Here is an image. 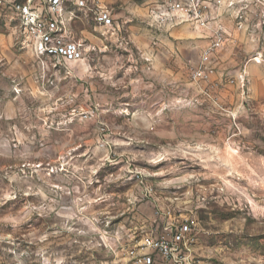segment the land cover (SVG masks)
Masks as SVG:
<instances>
[{"label": "rangeland", "instance_id": "1", "mask_svg": "<svg viewBox=\"0 0 264 264\" xmlns=\"http://www.w3.org/2000/svg\"><path fill=\"white\" fill-rule=\"evenodd\" d=\"M163 1L138 0L121 39L80 12L72 35L94 50L55 69L0 9V264H131L155 205L183 202L199 206L206 255L264 264V62L241 42L191 79L202 43L153 24Z\"/></svg>", "mask_w": 264, "mask_h": 264}, {"label": "built area", "instance_id": "2", "mask_svg": "<svg viewBox=\"0 0 264 264\" xmlns=\"http://www.w3.org/2000/svg\"><path fill=\"white\" fill-rule=\"evenodd\" d=\"M0 9L14 14L24 41L43 67L67 68L88 58L86 42L71 32L80 12L90 11L105 33L122 38V26L101 0H0ZM150 16L158 27L187 26L199 33L197 40L204 44L198 46L199 61L191 70L195 81L216 74L221 53L241 42L253 45V59L264 62V0H164ZM240 78L244 83V76ZM149 192L154 193L153 187ZM155 206L149 231L126 250L131 264H224L200 247L199 206Z\"/></svg>", "mask_w": 264, "mask_h": 264}, {"label": "crops", "instance_id": "3", "mask_svg": "<svg viewBox=\"0 0 264 264\" xmlns=\"http://www.w3.org/2000/svg\"><path fill=\"white\" fill-rule=\"evenodd\" d=\"M104 4L109 6L111 11L113 12L114 18L117 20V22L120 24V26H129L131 28V31L135 33V26H134V19L136 18L137 13H139L140 5L137 3L138 0H101ZM150 2L155 1V0H149ZM141 12V11H140ZM186 27V26H184ZM187 28V27H186ZM185 28L182 30L181 33H187L184 31ZM189 31V35L192 36L194 34L195 36L193 37V41L195 42L194 45L196 44V40L199 33ZM116 38V37H113ZM204 44V42H202ZM151 50V49H150ZM152 51V50H151ZM103 53V51H100Z\"/></svg>", "mask_w": 264, "mask_h": 264}, {"label": "clouds", "instance_id": "4", "mask_svg": "<svg viewBox=\"0 0 264 264\" xmlns=\"http://www.w3.org/2000/svg\"><path fill=\"white\" fill-rule=\"evenodd\" d=\"M225 7H227V5H225ZM216 15H219V12H217ZM213 19H215V17H213ZM93 50H94V48L89 47V48L86 49V52L93 51ZM105 51H106V49H105ZM129 59H131V57ZM206 59H207V57H206ZM78 63H84V61H79ZM123 68H124V63L123 62L115 61V62L111 63L110 67H108L107 69H104L101 72H99L98 75H100V76L108 79L109 81H111L112 77H113V74H115L116 72L122 70ZM85 71L88 72L89 74L92 73L91 67H86ZM131 72H133V68H128L127 69V73H131ZM68 75H73V73L69 72ZM64 78L67 79V77H64ZM120 83H122V81H118L117 83L113 84V87H118ZM132 83H135V81H132ZM76 98H77L76 95L68 96L67 100H66V103L71 104V103H73L76 100ZM52 99H53V97H49L48 98L49 101L52 100ZM62 100H65V98L64 97H60V99L56 101L58 107H63V104L60 103V101H62ZM45 103L47 104L48 101H45ZM44 110L48 111L49 109L46 108ZM52 187H57V185H52ZM41 194L43 195V193H41ZM45 199H47V196H45ZM81 211H82V209H81ZM94 221H96L95 217H93L92 221H89L87 219L82 220V222L84 224L88 225L89 227L92 226ZM93 230L94 231H99L98 228H94ZM118 240H119V237H117V241Z\"/></svg>", "mask_w": 264, "mask_h": 264}]
</instances>
